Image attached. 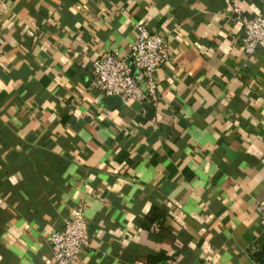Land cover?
I'll use <instances>...</instances> for the list:
<instances>
[{"label":"crops","instance_id":"crops-1","mask_svg":"<svg viewBox=\"0 0 264 264\" xmlns=\"http://www.w3.org/2000/svg\"><path fill=\"white\" fill-rule=\"evenodd\" d=\"M264 0H0V264H58L48 241L82 204L72 264H258L264 52L233 18ZM169 40L157 103L104 95L92 60L139 27Z\"/></svg>","mask_w":264,"mask_h":264},{"label":"built area","instance_id":"built-area-1","mask_svg":"<svg viewBox=\"0 0 264 264\" xmlns=\"http://www.w3.org/2000/svg\"><path fill=\"white\" fill-rule=\"evenodd\" d=\"M233 18L244 29L242 46L246 54L258 48L264 52V15L245 14L237 3L232 6ZM138 37L130 45V53L122 55L110 49L92 60L91 85L104 95L115 94L123 102L130 99L151 100L157 103L160 97L156 81L157 67L165 64L170 55L169 40L160 32L139 27ZM255 209L264 226V202L258 201ZM59 229L51 230L48 241L52 255L58 264H72L80 257V251L90 246V234L84 206L71 208Z\"/></svg>","mask_w":264,"mask_h":264},{"label":"trees","instance_id":"trees-1","mask_svg":"<svg viewBox=\"0 0 264 264\" xmlns=\"http://www.w3.org/2000/svg\"><path fill=\"white\" fill-rule=\"evenodd\" d=\"M251 254L258 264H264V245H259L253 248Z\"/></svg>","mask_w":264,"mask_h":264}]
</instances>
